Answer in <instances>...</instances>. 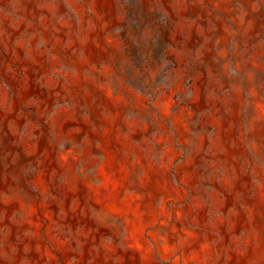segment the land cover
I'll use <instances>...</instances> for the list:
<instances>
[{
	"label": "rangeland",
	"instance_id": "obj_1",
	"mask_svg": "<svg viewBox=\"0 0 264 264\" xmlns=\"http://www.w3.org/2000/svg\"><path fill=\"white\" fill-rule=\"evenodd\" d=\"M0 264H264V0H0Z\"/></svg>",
	"mask_w": 264,
	"mask_h": 264
}]
</instances>
